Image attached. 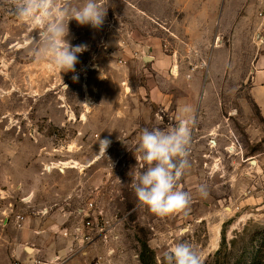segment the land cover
<instances>
[{
  "label": "rangeland",
  "instance_id": "374dc122",
  "mask_svg": "<svg viewBox=\"0 0 264 264\" xmlns=\"http://www.w3.org/2000/svg\"><path fill=\"white\" fill-rule=\"evenodd\" d=\"M100 2V29L70 21L71 44L87 50L60 73L37 53L35 26L0 0V264H165L177 242L204 264H264V124L244 83L256 21L204 96L214 49L233 40L219 26L226 0ZM182 105L190 166L178 187L190 201L159 217L130 187L134 153L143 129L174 126ZM90 200L108 230L92 245L63 235Z\"/></svg>",
  "mask_w": 264,
  "mask_h": 264
},
{
  "label": "clouds",
  "instance_id": "9594fccd",
  "mask_svg": "<svg viewBox=\"0 0 264 264\" xmlns=\"http://www.w3.org/2000/svg\"><path fill=\"white\" fill-rule=\"evenodd\" d=\"M9 4L13 15L35 26L37 53L49 59L60 73H74L79 55L87 50L85 44H71L70 21L100 29L107 15V8L100 0H84L78 5L72 0H9ZM178 112L179 119L172 127L143 129L134 153L137 166L130 173V187L138 203L159 217L186 209L190 201L178 182L190 166L191 114L188 105L180 106ZM98 143L99 152L105 154L111 141L99 139ZM198 191L207 195L203 186ZM164 261L165 264H204V257L190 243L177 242L168 248Z\"/></svg>",
  "mask_w": 264,
  "mask_h": 264
},
{
  "label": "crops",
  "instance_id": "0c3cea01",
  "mask_svg": "<svg viewBox=\"0 0 264 264\" xmlns=\"http://www.w3.org/2000/svg\"><path fill=\"white\" fill-rule=\"evenodd\" d=\"M263 3L264 0H226L221 13L219 26L224 28L229 26L233 27V40L230 45L221 44L214 49L209 63L208 80L204 87L205 96L210 91L211 86H217L218 77L226 71L229 62L232 64V70H234L235 60L239 58L238 50H236V40L240 38L241 32L251 25L252 20H255L257 28L255 32L256 48L252 52L253 56L249 57L248 71L246 74L247 80L244 83L248 87L247 94L253 102L257 114L262 119V124H264V43L257 38L261 30L257 12ZM243 11H247L248 14L242 16ZM196 78L197 76L195 75L193 79ZM251 131L261 133L263 129L254 125ZM251 157L255 158L257 154H252Z\"/></svg>",
  "mask_w": 264,
  "mask_h": 264
},
{
  "label": "built area",
  "instance_id": "2783aa9c",
  "mask_svg": "<svg viewBox=\"0 0 264 264\" xmlns=\"http://www.w3.org/2000/svg\"><path fill=\"white\" fill-rule=\"evenodd\" d=\"M257 16L260 19V32L257 38L264 43V3L257 12ZM102 215V211L96 207L93 200L87 201L79 210L78 217L80 223L70 231L67 228L63 230V235L66 237H72L75 242H82L84 244H95L98 240H106L108 237L107 226L99 223L98 219ZM35 264H41V262H35Z\"/></svg>",
  "mask_w": 264,
  "mask_h": 264
},
{
  "label": "water",
  "instance_id": "95a60500",
  "mask_svg": "<svg viewBox=\"0 0 264 264\" xmlns=\"http://www.w3.org/2000/svg\"><path fill=\"white\" fill-rule=\"evenodd\" d=\"M146 49H148V47H146ZM149 50V49H148Z\"/></svg>",
  "mask_w": 264,
  "mask_h": 264
}]
</instances>
